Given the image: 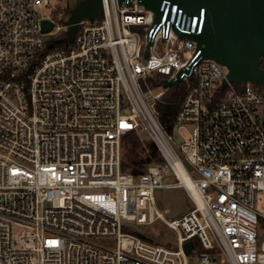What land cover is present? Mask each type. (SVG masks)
I'll use <instances>...</instances> for the list:
<instances>
[{
  "label": "built area",
  "instance_id": "2783aa9c",
  "mask_svg": "<svg viewBox=\"0 0 264 264\" xmlns=\"http://www.w3.org/2000/svg\"><path fill=\"white\" fill-rule=\"evenodd\" d=\"M59 1L0 0V264H264V88L228 80L181 35L202 32L206 9L163 0L157 23L139 0H103L72 43L47 48L45 35L67 31L80 0ZM178 77V87L162 82ZM149 78L164 89L152 92ZM172 87L181 88L173 130L190 127L180 143L156 108ZM142 124L164 159L134 174L123 138ZM177 160L196 193L172 217L155 190L181 185ZM157 222L174 240L137 229Z\"/></svg>",
  "mask_w": 264,
  "mask_h": 264
},
{
  "label": "water",
  "instance_id": "95a60500",
  "mask_svg": "<svg viewBox=\"0 0 264 264\" xmlns=\"http://www.w3.org/2000/svg\"><path fill=\"white\" fill-rule=\"evenodd\" d=\"M188 14H200L206 9L201 33H181L197 42L200 56L218 61L228 68L227 78L237 83L251 82L264 88V0H171ZM122 5L132 4V0H118ZM147 9L156 14V22H160V11L163 0H139ZM104 10L103 0H80L72 9L68 19L66 35L47 43V48L55 44L68 45L75 40L78 23L83 19L100 18ZM50 20L42 21V30L49 32L53 28ZM150 40L146 46L147 56ZM180 77L175 81L168 78L162 80L165 86L178 87ZM193 241L185 243L187 253L192 249Z\"/></svg>",
  "mask_w": 264,
  "mask_h": 264
},
{
  "label": "rangeland",
  "instance_id": "374dc122",
  "mask_svg": "<svg viewBox=\"0 0 264 264\" xmlns=\"http://www.w3.org/2000/svg\"><path fill=\"white\" fill-rule=\"evenodd\" d=\"M77 4L76 1H73L71 3V8L74 7ZM66 3H63L61 1L58 2V0H51V6H61L64 7ZM41 14L43 15H49L51 7L50 6H41L39 8ZM66 30L59 31L57 34H50L45 35L46 39H54L60 35H65ZM150 87L152 88V92H156L158 90L164 89L165 86L160 85L158 87V82L156 85L150 84ZM176 91L175 87L171 88V91L167 92L161 99L163 100L165 98L172 97L171 95L174 94ZM181 92V88H179V93ZM158 100V101H159ZM188 129L190 127L188 126L186 129L179 130L175 128L173 130L174 138L177 143H180L185 136H188L189 132ZM136 138H134L129 144L127 145V148L125 147L124 150V159L128 161L132 160H147L149 156V148L148 145L150 143H153V139L150 136V134L147 132V130L144 128V125H140L139 129L135 131ZM135 142V143H133ZM136 144V145H135ZM135 145V146H134ZM127 150V152H126ZM156 162L155 160H152L153 163ZM150 163H145L146 165ZM145 165V166H146ZM175 181V178L173 175L167 177L165 179V182H173ZM155 197H156V203L160 210H162L167 216L172 217H179L186 211L193 208L194 203L190 196L189 189L178 185L176 187L167 188V187H160L155 190ZM257 210L260 213V232L263 233L264 231V189L259 190L257 193ZM140 231H142L144 234L149 235L150 237L154 238L157 241H163L164 239H172L174 240V233L168 230L167 228L163 227L160 222H157L151 226L145 225V226H139L137 227ZM100 241L107 243V244H115V240H102ZM215 242V241H214ZM198 250H201V248H198ZM218 261H226L225 258L219 259Z\"/></svg>",
  "mask_w": 264,
  "mask_h": 264
},
{
  "label": "trees",
  "instance_id": "16d2710c",
  "mask_svg": "<svg viewBox=\"0 0 264 264\" xmlns=\"http://www.w3.org/2000/svg\"><path fill=\"white\" fill-rule=\"evenodd\" d=\"M57 46H65L64 43H60ZM262 66L264 67V60L262 61ZM157 80L154 78H149V83L152 85L157 84ZM179 89H176L174 94H172L170 98H165L163 100H159L156 103V108L158 111V118L162 125L168 130V131H173V126L175 122V118L179 109ZM134 138H136L135 131L127 133L124 138H123V168L127 171H131L134 174H141L145 171L147 167V163L152 162V160L155 161H161L163 160V156L161 151L159 150L158 146L156 143L153 141V143H150L148 145L149 148V156L147 160H132L128 161L127 159H124V150L125 147L127 148V145L129 142H131ZM135 143V142H133ZM136 145V144H135ZM134 145V146H135ZM127 152V150H126ZM146 163V164H145ZM146 165V166H145Z\"/></svg>",
  "mask_w": 264,
  "mask_h": 264
},
{
  "label": "bare ground",
  "instance_id": "6f19581e",
  "mask_svg": "<svg viewBox=\"0 0 264 264\" xmlns=\"http://www.w3.org/2000/svg\"><path fill=\"white\" fill-rule=\"evenodd\" d=\"M176 170L178 172V175L180 177L181 185L187 189H189L193 194H195V188L193 185V181L191 180L190 176L188 175L185 167L181 164L179 160L176 162ZM196 200L200 201L198 196H195Z\"/></svg>",
  "mask_w": 264,
  "mask_h": 264
}]
</instances>
